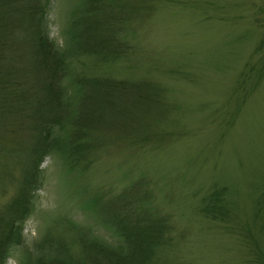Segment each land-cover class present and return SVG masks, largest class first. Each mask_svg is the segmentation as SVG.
I'll use <instances>...</instances> for the list:
<instances>
[{"label":"rangeland","instance_id":"374dc122","mask_svg":"<svg viewBox=\"0 0 264 264\" xmlns=\"http://www.w3.org/2000/svg\"><path fill=\"white\" fill-rule=\"evenodd\" d=\"M80 1L49 2L47 33L59 49L66 46L67 25ZM153 2L149 16L134 25L128 53L71 61L87 76L159 85L169 108L156 125L170 137L144 147L114 143L84 170L67 168L56 152L44 155L20 246L10 248L4 264L9 258L30 262L59 246L81 260L77 227L117 246L113 229L96 222L85 203L99 192L105 199L116 196L139 177L151 181L150 205L174 227L171 242L154 251L153 263L264 264V0ZM62 85L71 96L68 80ZM14 118L0 116L2 178L18 165L24 142L22 134H7ZM13 191L0 196V206ZM33 226L40 235L34 251L22 235Z\"/></svg>","mask_w":264,"mask_h":264},{"label":"trees","instance_id":"16d2710c","mask_svg":"<svg viewBox=\"0 0 264 264\" xmlns=\"http://www.w3.org/2000/svg\"><path fill=\"white\" fill-rule=\"evenodd\" d=\"M122 1L81 0L67 25L62 50L47 33L50 0H0V116L16 119L14 127H7V134L24 135L17 151L18 165L11 168L9 177L0 175V193H4L0 196L14 188L10 200L0 206V264L12 246H20L22 222L30 215L44 155L56 152L67 168L84 170L99 151L114 143L144 147L170 137L156 125L169 108L159 85L87 76L72 65L75 57L96 56L107 61L131 50L134 25L141 16H149L155 0L124 5ZM63 79L72 87L71 96L65 94ZM2 167L0 164V170ZM150 183L139 177L125 192L107 199L99 192L85 203L96 222L113 229L117 246L94 239L87 228L77 227L81 260L72 259L59 246L30 262L27 258L23 264H155L154 251L171 242L169 231L174 227L150 205L154 198ZM70 225L66 227L76 231L75 224Z\"/></svg>","mask_w":264,"mask_h":264},{"label":"clouds","instance_id":"9594fccd","mask_svg":"<svg viewBox=\"0 0 264 264\" xmlns=\"http://www.w3.org/2000/svg\"><path fill=\"white\" fill-rule=\"evenodd\" d=\"M22 235L24 236V243L28 245L31 250L34 251V249H32V245L34 242L40 239L37 227L33 226L30 230H26L25 233H22ZM8 264H18V262L12 258H9Z\"/></svg>","mask_w":264,"mask_h":264}]
</instances>
